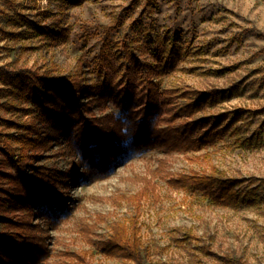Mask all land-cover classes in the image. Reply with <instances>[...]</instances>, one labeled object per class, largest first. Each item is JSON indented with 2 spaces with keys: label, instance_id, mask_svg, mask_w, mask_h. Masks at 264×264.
<instances>
[{
  "label": "rangeland",
  "instance_id": "1",
  "mask_svg": "<svg viewBox=\"0 0 264 264\" xmlns=\"http://www.w3.org/2000/svg\"><path fill=\"white\" fill-rule=\"evenodd\" d=\"M0 67L94 88L109 70L114 81L134 70L139 87L154 77L161 90L213 92L193 119L231 114L221 124L227 130L199 149L149 146L100 174L78 165L65 133L53 136L33 165L77 171L53 187L67 199L65 211L33 219L47 228L51 260L69 250L85 252V264H133L106 246L120 222L136 232L147 264H264V0H0ZM179 94L174 104L187 103ZM36 98L0 77L5 171L2 149L17 157L24 148L20 139L40 114ZM89 108L96 116L120 113L112 101ZM213 170L235 179V203L170 184L182 173ZM26 174L35 176L30 166Z\"/></svg>",
  "mask_w": 264,
  "mask_h": 264
},
{
  "label": "trees",
  "instance_id": "2",
  "mask_svg": "<svg viewBox=\"0 0 264 264\" xmlns=\"http://www.w3.org/2000/svg\"><path fill=\"white\" fill-rule=\"evenodd\" d=\"M72 1L78 3V0ZM3 70L0 67V77L5 82L36 95L40 114L28 125L24 140L20 139L25 146L17 157L12 149H2L8 171L0 163V224L7 227L0 229V264L86 263V253L81 251L65 250L61 253L66 259L51 260L53 254L44 235L47 228L33 221L39 214L51 218L65 211L67 199L59 198L53 187L68 181L74 176L72 172L77 171L76 168L60 171L33 165L53 136L65 133L69 145L79 154L78 165L100 174L127 152H138L149 146L165 150L199 149L227 130L221 124L231 116L219 114L193 119L192 115L213 99V92L187 89L180 95L175 89L161 90L154 77L139 87L134 70L121 81H114L115 75L109 70L102 85L95 88L74 77L47 76L30 69L14 73ZM92 90L98 94L86 102L79 100L81 91ZM176 94L186 97L187 103L174 104ZM107 101H112L120 110L118 115L89 114L91 103ZM161 122L166 125L161 126ZM29 166L37 178L26 174ZM3 177L8 179L9 187L1 184ZM170 184L203 191L216 203L232 204L238 200L233 189L235 179L220 176L218 170L182 173L172 177ZM133 223L136 229L135 220ZM113 231L106 241L108 248L132 259L133 264H147L136 232L130 233L120 222L113 224Z\"/></svg>",
  "mask_w": 264,
  "mask_h": 264
}]
</instances>
